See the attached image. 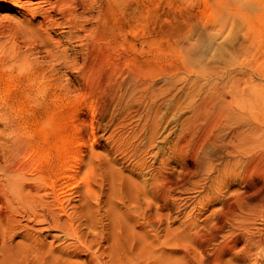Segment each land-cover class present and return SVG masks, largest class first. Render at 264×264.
Instances as JSON below:
<instances>
[{"label":"rangeland","instance_id":"rangeland-1","mask_svg":"<svg viewBox=\"0 0 264 264\" xmlns=\"http://www.w3.org/2000/svg\"><path fill=\"white\" fill-rule=\"evenodd\" d=\"M116 1L119 11L126 7V13L132 12L134 15L132 24L125 32L136 47L140 46L145 37L156 39L163 35L160 46L155 41L150 47L143 46L142 50L144 55L162 51L157 61L153 60L150 64L162 61L167 74L173 72L176 64L180 67L177 84L180 87L178 98L183 105L181 119L191 115L187 107L190 101L195 100L196 104L203 101L218 103L219 96L224 95L230 102V108L237 110L232 97L244 94L246 99L249 98L245 101V113L250 120L249 113L254 105L251 101L255 98L252 96L257 94L261 98L260 130L256 133L247 132L249 135L246 134L248 137L245 136V140L251 137L249 140L253 139L254 143L252 147L247 146L249 154L245 153V157H239L236 151L229 153L233 152L232 155L223 153L219 159L212 157L211 160H205L206 167V162L208 167L211 165L209 163L213 165L211 170H205L204 166L202 168L207 172L209 170L208 176L206 172L202 173V169L195 175H184L182 164L169 150L178 134L173 131L175 101L171 94L161 98L160 103L157 102L159 108L155 118L161 122H158L159 135L155 141L146 139L147 131L141 126L145 106H137L139 109L134 107L137 115L134 113L131 120L125 121L120 119L124 110L117 104L112 103L106 113L101 111L106 100L103 92L105 84L101 88H90L82 96L74 93L59 97L50 115L42 116L35 128L37 127V134L41 138L50 129L47 126L49 117H52L56 131H62L65 126L66 130L62 131L59 143L51 151L54 158L65 156L68 173L78 172L77 181L81 182L76 185L74 178L69 177L65 183L62 178L68 174L67 171L64 174L58 170L56 174L58 192L55 194L61 198L62 204L53 205L51 209L60 216L59 224L63 226L62 223H65L64 231H61L48 218L49 223L45 220L43 204L51 201L53 196H47L45 200L39 199L42 192L32 193L31 197L28 196L27 189L21 192L11 187L12 174L2 161L7 150L11 149L7 142L11 134L3 128L5 120L0 118V264H264L263 252L259 254L257 250H252L250 254H240L245 246V239L259 222L258 201L256 198L244 200L245 203H239L241 208L232 204L235 196H242L246 178H241L240 173V176L233 177L234 180L225 181L231 173L242 171L241 165L245 158L248 161L256 154L257 149L263 147L264 150V0ZM53 2L54 0H0V64L8 58L7 50L14 54L33 43L43 46V41L51 44L59 40L62 41L60 49H65L67 54H71L77 47L76 51L83 47L84 42L66 40L63 36H66V30L63 28L47 24L46 16L56 17ZM89 17L84 15L85 19ZM160 22H163L164 27L162 33L158 28ZM90 27L88 22L86 28ZM39 54H32L30 59L41 57L42 54ZM6 66L2 64V67ZM212 66L213 69L210 68ZM207 68L211 71H207ZM66 78L76 77L69 72L63 79ZM4 83L0 88L5 89L7 95L15 93L12 98L17 97L11 108L13 116L21 115L26 110L24 103L19 101L20 98L26 102L27 108L33 107V98L17 92L25 83L15 80ZM81 83L77 81L76 85ZM160 83L161 81H156V87L163 85ZM75 98L80 100L81 106L77 109L79 117L81 115L86 119L85 129H93L94 133V137L90 134L85 136L81 146L78 145L80 142L76 143V130L71 125L74 110L69 102ZM139 116L141 119L138 120ZM228 121L231 126L228 127L222 119L216 124L219 125L216 130L221 127L224 130L228 128L225 131L227 133H231L234 127L235 130V122L232 119ZM90 122H93V127ZM223 122L225 125H222ZM199 124L203 126L204 122ZM232 139L225 140L226 144ZM251 140L247 142L250 143ZM233 141L236 142L235 139ZM255 142H259L257 148L253 147L257 144ZM41 150L45 153L44 148L41 147ZM222 150L224 152V148ZM228 150H231L230 147ZM43 153L41 162L46 163L48 159ZM263 157L260 158V164L250 171L251 179L258 182L264 179ZM237 159L240 160L236 161ZM223 160L230 167L237 165L236 161L239 168L235 167L239 170H227L224 178L221 174L228 166L222 163ZM192 164L190 163L191 166ZM201 175H205V178ZM219 176L224 178L223 181L219 180ZM162 180L167 188L165 194L160 196L158 183ZM84 184L89 186L91 192L85 189ZM223 200L231 202L235 212L230 213ZM67 218L71 224L65 221ZM241 233L249 235L245 238ZM77 238L85 247L75 242ZM233 239L236 240L235 249L223 251L221 246L231 245Z\"/></svg>","mask_w":264,"mask_h":264},{"label":"bare ground","instance_id":"bare-ground-1","mask_svg":"<svg viewBox=\"0 0 264 264\" xmlns=\"http://www.w3.org/2000/svg\"><path fill=\"white\" fill-rule=\"evenodd\" d=\"M53 3L55 4L53 7L56 17L52 18L46 16L45 21L47 20V24L52 27L55 26L63 28L64 30H66V36L63 35L66 40H74L80 43L84 42L83 47L79 48L80 50L76 51L78 49L77 47L75 51H73L72 53L70 52L71 54H67L65 49H60L62 41L59 40L55 43L52 42L51 44L49 42L47 43L46 41H43V46L39 45L38 43H33L30 47H27L26 49L24 48L25 50L23 49V51L15 52V55L10 52L11 50H7L8 58H6L5 62L3 63L1 61L0 64V86L8 80H15L21 83H25L22 89L16 91L19 92V94H24L26 96H30V98H33L31 99L33 101L32 108L31 106L27 108L26 102H24V100L20 98L19 101H21L22 104L24 103L23 106H26V110L21 115L13 116L11 114V108L12 104L15 103L17 97L12 98V95H14L15 93L12 95H7L5 89L0 88V118H3L5 120V125L3 126V128L8 131L9 135L11 134L10 138L7 139V142L10 143L7 144L10 145L9 147L11 149L7 150L8 153L3 156L2 161L7 166V168L10 169V174H12V188L17 189L21 192L22 190L24 191L25 189H27L29 191L28 196H31L30 194L32 193L42 192V195L39 196V199H44L47 196H53L51 201H45L43 204L46 217L45 220H47L48 218L50 223H52L59 230L64 231L63 228L65 223H62L63 226L59 224L60 222L58 221L60 219V216L57 215L56 212L51 209V207L53 205L59 206L62 204L61 198L56 195L57 193L55 194V192H58L56 190V187L58 185L56 184L57 178L55 180V177L56 174H58V170L64 172L65 174L68 166L65 156L61 158H54V153L51 150L54 149L53 147L56 143H59L58 140L62 137L61 133H63L62 131L66 130V128L62 125V131H56L54 129L56 125L55 127L53 126V119L52 117H49L47 121L49 125L47 123L46 124L50 127V129L44 133L43 137L40 138L38 136L36 129L38 127L37 124H39L40 122L39 119L42 116L50 115L51 110L59 97L61 98L63 96L72 95L74 93H80L79 95L82 96L90 88H101L105 84L103 87V92H105L106 100L101 107V111L103 113H106L112 103L117 104L118 106L122 107V110H124L121 114L120 119L125 121L130 118L132 119L134 113L137 112L134 107H137L139 105L145 106L146 111L142 116L143 122H141V126L145 132L147 131L146 139L149 141H155L156 136L159 135L158 128L159 123L161 122H159V120L157 121V118H155V114H157L156 112H158L157 110L159 108V104L157 102L162 100L164 96H169V94H171L174 97L175 101V103H173L175 113L172 114L174 123L173 127L175 129L173 131L174 134H178L176 135V138L172 143V140L170 141L171 146L169 150L171 151V154L174 155L182 164L183 174H190L192 176L197 172L200 173V171L203 170V166L204 169L206 167L204 165L205 160H211L212 157H221L222 155H224L223 153L229 154L231 151H236V153L239 154V157L242 156L241 158L245 157L244 155L249 154V152L246 151L247 146L248 148L249 146L252 147V143H254V140L252 139V141L250 139L252 142L248 143L247 140L250 141L249 138L251 137L245 140V136L249 133V131H255L254 133H256L258 130H260L259 118L261 117V113L259 106L261 103V98H259L257 94L256 96H252L253 98H255L251 101L254 105L252 108L253 110L251 111V113H249L251 117L250 120L248 119V116H246L247 113H245V101L249 98L246 99L244 94H240L237 98L232 97L233 101L235 99L237 110H232L230 108V102H228L229 100L227 101L224 95L219 96L218 99L220 102L218 101V103H215L216 101L208 102L200 100L203 102H199V104H196L195 100L194 102L190 101L191 103H189V106L187 107L190 109L191 115L187 118L185 117L184 119H181L182 116L180 113H182L181 109L183 108V105H181V102L178 98V95H180V87L177 84V74L178 72L180 73V67L176 64L173 68V72L171 74H167L163 69L164 66L162 64V61H159L158 63L153 65L150 64L153 60L155 62L157 61L156 59L161 55L162 51H158L157 53L151 52L148 55H144L142 50L143 46L146 45L150 47L155 41L157 45L160 46L164 39L162 34L156 39L152 37H145L141 44L139 43L140 46L136 47V44L132 41L131 38L127 36V33L125 32V29H127L132 24L131 21L134 20V15L132 12L126 13V7L119 11L117 9L116 0H54ZM84 15H89L90 17L88 19H85ZM88 22L91 26L90 28H86ZM158 28L159 31H161L160 33L164 32L163 22L159 23ZM81 33H83V35H81ZM43 47L44 49H42ZM81 50L83 51V53H80ZM39 53L42 54L41 57L39 56L34 60L30 59V56L32 54L40 55ZM2 64H6L7 66L2 67ZM202 67L205 69L204 66ZM210 68L213 69V66ZM208 70L211 71V69L207 68V71ZM69 72L74 73L76 78H66V80H64L63 78H65L67 73ZM215 73L217 74V72ZM77 81H80L82 83L80 85H76ZM156 81H161L163 85H159L161 87H156ZM202 82H204L203 79ZM193 90L196 91L195 89ZM199 90L200 89H198V91ZM189 91L193 92L192 90ZM190 95L193 96V94ZM79 98H75L74 101L71 99L72 101L70 100L69 103L74 110L72 121L71 119L70 121L72 123V127L76 130L75 140L76 143L80 142L78 145L81 146L83 144V139L85 138V136L90 134L94 137V133L93 129H91L90 131L85 129L86 119L84 118V116L82 117L80 115L79 117L77 109L81 106ZM38 99L41 100L38 101ZM137 109L139 108L137 107ZM117 114L119 115V113ZM137 118L138 120L141 119L140 116ZM62 119L64 120V118ZM222 119L223 121H226L225 124L230 123L228 120L232 119L237 126L236 129L233 130L235 128L234 127L231 133L225 132L228 130V128L224 130L221 127L222 129L220 128V130H216V128H218L219 126H217L216 124ZM201 121L204 122L203 126H199L201 125L199 124ZM63 123L64 122L62 121V124ZM225 124L223 122L222 125ZM35 125L37 126L36 128ZM40 126H42V124ZM90 126L93 127V122H90ZM229 126L231 125L228 124V127ZM244 127H246L247 129H244ZM222 130H224V132ZM226 138L229 140L233 138L236 140V142H234L232 139L231 141L228 140L229 142L228 144H226ZM94 141L95 140L93 139V142ZM217 142H221L222 144H225V146L222 147L221 143L219 144ZM256 143L257 142H255V144ZM257 144L253 147L257 148L259 146V142ZM227 146H229L231 150H228L229 147L227 148ZM41 147L44 148L45 153L42 152ZM222 148H224V152ZM252 150L253 149H251L250 151ZM42 153L48 159L46 163L41 162ZM232 153L229 155H232ZM263 156V147L262 149H257L256 154H254L251 159H248V161H246L245 158V162L243 164L240 161V163L242 164V171H237V174H235L233 170L234 168L236 169L235 166H238L239 168V165L236 161H239L240 159H237L236 161L234 160L237 165L233 164V166L230 167V161L227 162L229 166L227 164L225 165L226 158L223 157L225 160H223L224 162L222 163H224L226 167L228 166L227 168L229 169L224 167L226 170L224 169L223 174H221V172L220 174L223 177H226V173L228 172L227 170H231V168H233V173L230 172L232 175L229 173L230 175L228 174V178L224 177L226 182L227 179L234 180L235 178L233 177L235 175H239L240 173L242 174H240L241 178H246L245 190L243 191L242 196H235L232 204H237L239 208H241V204L245 203L244 200L256 198L259 206V212L257 213L259 222L254 225V228L252 227L253 231H250V235L247 233L249 236L245 234L242 235L241 233L242 237H248L247 239H245V246L242 248V253L240 254H250L252 250H257V253L259 254H261L262 252L264 253V179L258 182L257 180L255 181L250 177V171L253 167H257L260 164V158H262ZM190 163H193L192 166L190 165ZM206 163L207 167L205 170L212 168V163H209V165H212H210L211 167H208V162ZM4 167L5 166L3 165L2 169ZM215 171L218 170L216 169ZM205 172L207 174L209 170L208 172L203 170L202 173ZM77 173L78 172H76V174L68 173L69 175L66 174L63 176V178H61L66 183L69 180V177H72L74 178L73 181L75 180V182H77L76 185H78L81 182L77 181ZM205 175L201 176H204L205 178ZM223 179H221V177L219 176V180L223 181ZM82 181H84V179ZM84 185L85 189L88 192H91L89 186L87 184ZM158 186L160 187L158 193H160V196H163L167 188L165 181H159ZM227 199L230 200L229 198ZM223 203L224 205H226L227 210H230V213L235 212V208L232 207L231 202L223 200ZM239 203L241 204L239 205ZM65 221H69L70 223L69 218H67ZM236 235L237 234H235V236ZM79 241L80 240L78 238L75 240L77 244L85 247V244H81L83 242L80 243ZM235 247L236 240L233 239V243L231 245L223 244L221 246V249H228L229 251V249L232 250V248L235 249ZM76 248L78 249V247ZM81 249H83V247ZM81 249L79 250L81 251ZM85 251H87V249Z\"/></svg>","mask_w":264,"mask_h":264}]
</instances>
